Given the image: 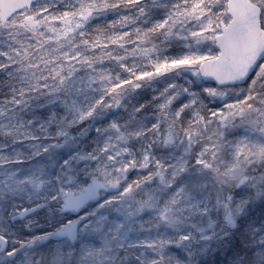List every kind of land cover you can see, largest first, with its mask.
Listing matches in <instances>:
<instances>
[{"label": "snow or ice", "instance_id": "6c2138e0", "mask_svg": "<svg viewBox=\"0 0 264 264\" xmlns=\"http://www.w3.org/2000/svg\"><path fill=\"white\" fill-rule=\"evenodd\" d=\"M0 264H264V0H0Z\"/></svg>", "mask_w": 264, "mask_h": 264}]
</instances>
